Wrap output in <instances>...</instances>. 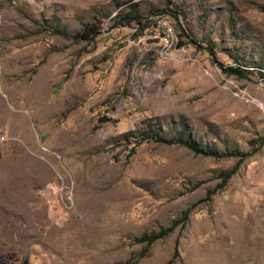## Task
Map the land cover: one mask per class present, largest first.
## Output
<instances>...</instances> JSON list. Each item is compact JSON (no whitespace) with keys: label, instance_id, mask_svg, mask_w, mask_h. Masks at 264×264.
I'll list each match as a JSON object with an SVG mask.
<instances>
[{"label":"rangeland","instance_id":"1","mask_svg":"<svg viewBox=\"0 0 264 264\" xmlns=\"http://www.w3.org/2000/svg\"><path fill=\"white\" fill-rule=\"evenodd\" d=\"M263 137L264 0H0V264H264Z\"/></svg>","mask_w":264,"mask_h":264},{"label":"trees","instance_id":"2","mask_svg":"<svg viewBox=\"0 0 264 264\" xmlns=\"http://www.w3.org/2000/svg\"><path fill=\"white\" fill-rule=\"evenodd\" d=\"M114 21V20H113ZM138 24H141L140 21H137ZM114 24H118L114 21ZM111 26H114V25H111ZM147 25L145 24H141L140 25V28H144L146 27ZM100 27H89V28H84L80 33H79V37L84 39V40H89L90 38L94 37L96 34H98L100 32L99 30ZM178 45H182V42L179 41L178 42ZM230 69H233V68H230ZM108 119H102V121H107ZM123 136H127L126 134L123 135ZM168 142H172V143H178V144H181V145H184L186 147H188L189 149L197 152V153H205L207 155H211V156H215V157H227V156H234L236 155L235 153L233 154H228V153H217L216 151H211V150H206L205 152L202 151L197 144L193 143V142H190L188 140H184V139H177V140H169ZM264 142V137L261 139L260 143ZM234 170H229V171H226L222 174V181L219 183V187L220 188H223L226 184V181L227 179L230 178V176L233 174ZM173 228V226H170L166 229H162L160 230L159 232L153 234V235H148V236H144V237H141L140 240H147L149 242H152L153 240L157 239V238H160L166 234L169 233V231H171Z\"/></svg>","mask_w":264,"mask_h":264},{"label":"built area","instance_id":"3","mask_svg":"<svg viewBox=\"0 0 264 264\" xmlns=\"http://www.w3.org/2000/svg\"><path fill=\"white\" fill-rule=\"evenodd\" d=\"M158 18H163V17H157V19H156V21H155V23H154V25H153V27H155L156 28V22L158 21ZM133 40H135V39H137L138 41H139V37H137V38H132Z\"/></svg>","mask_w":264,"mask_h":264},{"label":"bare ground","instance_id":"4","mask_svg":"<svg viewBox=\"0 0 264 264\" xmlns=\"http://www.w3.org/2000/svg\"><path fill=\"white\" fill-rule=\"evenodd\" d=\"M166 43V42H165ZM58 212H61L60 210H58Z\"/></svg>","mask_w":264,"mask_h":264},{"label":"water","instance_id":"5","mask_svg":"<svg viewBox=\"0 0 264 264\" xmlns=\"http://www.w3.org/2000/svg\"><path fill=\"white\" fill-rule=\"evenodd\" d=\"M27 264H31V263H27Z\"/></svg>","mask_w":264,"mask_h":264}]
</instances>
